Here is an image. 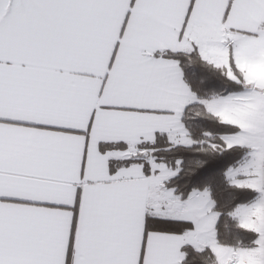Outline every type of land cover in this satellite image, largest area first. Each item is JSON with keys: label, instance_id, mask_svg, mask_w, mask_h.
Masks as SVG:
<instances>
[{"label": "snow or ice", "instance_id": "obj_1", "mask_svg": "<svg viewBox=\"0 0 264 264\" xmlns=\"http://www.w3.org/2000/svg\"><path fill=\"white\" fill-rule=\"evenodd\" d=\"M264 0H0V264H264Z\"/></svg>", "mask_w": 264, "mask_h": 264}, {"label": "rangeland", "instance_id": "obj_2", "mask_svg": "<svg viewBox=\"0 0 264 264\" xmlns=\"http://www.w3.org/2000/svg\"><path fill=\"white\" fill-rule=\"evenodd\" d=\"M258 74H264V73H258Z\"/></svg>", "mask_w": 264, "mask_h": 264}]
</instances>
